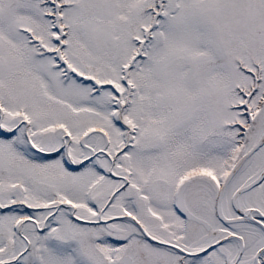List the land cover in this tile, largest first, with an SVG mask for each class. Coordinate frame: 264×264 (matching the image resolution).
<instances>
[{"label":"snow or ice","instance_id":"1","mask_svg":"<svg viewBox=\"0 0 264 264\" xmlns=\"http://www.w3.org/2000/svg\"><path fill=\"white\" fill-rule=\"evenodd\" d=\"M0 264H264V0H0Z\"/></svg>","mask_w":264,"mask_h":264}]
</instances>
